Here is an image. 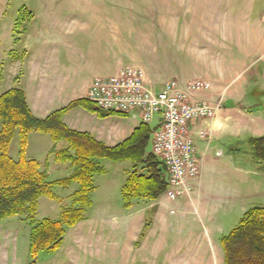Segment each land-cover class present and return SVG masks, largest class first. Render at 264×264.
I'll return each instance as SVG.
<instances>
[{
  "label": "rangeland",
  "instance_id": "1",
  "mask_svg": "<svg viewBox=\"0 0 264 264\" xmlns=\"http://www.w3.org/2000/svg\"><path fill=\"white\" fill-rule=\"evenodd\" d=\"M92 2L109 6L107 18L121 27L123 56H132V51L140 56L138 53L155 46L161 51L166 42L174 48L180 45L190 49L193 42L200 40V49L212 50L224 58L229 67H234V74L244 70L234 82L241 84L249 80L243 105L255 117L264 115V0H0V94L13 88L9 83L14 82L18 66L25 59L36 56L46 64L55 53L54 42L70 35L75 26L86 21L82 14L87 12L75 9ZM20 8L32 18L24 17L20 28L13 33ZM162 28L171 35L164 33L163 42ZM113 30L110 33L106 28L107 38L110 34L114 36ZM259 30L261 35L257 33ZM93 38L80 34L76 40L79 51L88 50ZM126 68L140 71L150 92L162 89L150 88L139 65L129 64L121 71ZM117 74L94 80L105 81ZM150 78L154 79V75ZM164 80L163 83L174 80L183 90L186 84L194 82L182 85L174 78ZM43 81L42 89L48 92L52 83L48 78ZM195 93L187 94L191 99ZM212 107L213 116L203 120L214 117L217 107ZM157 125L158 118L154 117L149 127L152 130ZM257 125V135L264 137L263 117H259ZM248 135L253 136L243 134L231 140L227 148L213 142L203 152L201 161L196 154L198 176L188 183V194L178 200H168L163 194L154 202L134 200L130 207H125L121 189L130 163L102 160L105 174L94 177L96 190L91 196L86 221L67 230L62 246L53 253L40 252L32 259L28 251L31 229L28 221L10 217L0 222V264H222L220 239L238 226L246 212L255 207L264 208V172L251 159L246 145ZM65 147L61 143L57 148ZM51 148L48 136L31 133L25 156L40 163L41 169L47 160L49 179L54 181L66 177L67 170L48 157ZM18 151L16 133L8 155L17 160ZM146 152H152V136ZM200 152L201 149L196 153ZM200 166L201 184L197 187ZM76 189L77 185L66 190L56 187L54 193L59 202L42 198L35 222L58 220L61 210L70 206L69 196ZM142 232L144 237L140 239Z\"/></svg>",
  "mask_w": 264,
  "mask_h": 264
},
{
  "label": "trees",
  "instance_id": "2",
  "mask_svg": "<svg viewBox=\"0 0 264 264\" xmlns=\"http://www.w3.org/2000/svg\"><path fill=\"white\" fill-rule=\"evenodd\" d=\"M18 13L13 33L20 28L24 17L32 18L24 8ZM17 80L16 77L14 82ZM75 108H82L101 119L116 115L98 109L87 99H80L39 119L32 114L21 89L13 87L0 94V222L15 216L28 221L31 227L28 251L32 259L40 252L58 250L67 230L86 220L87 210L92 205L91 196L96 190L94 177L105 174L102 160L130 163L121 189L127 208L134 200L156 201L168 187L165 166L152 152H146L153 132L149 125L140 123L128 139L107 147L87 133L69 129L62 122L63 116ZM16 133L19 151L18 159L13 160L8 150ZM31 133L49 137L52 148L48 157L55 164L66 166V177L50 181L47 160L41 169L40 163L26 158L27 138ZM61 143L66 147L57 148ZM246 145L252 161L264 172V137H249ZM72 185H77V189L69 196L70 206L61 210L58 220L35 222L39 201L47 198L59 202L60 198L54 193L56 187L66 190ZM143 237L144 232L140 239ZM219 244L223 264H264V208L255 207L246 212L238 226L222 237Z\"/></svg>",
  "mask_w": 264,
  "mask_h": 264
},
{
  "label": "crops",
  "instance_id": "3",
  "mask_svg": "<svg viewBox=\"0 0 264 264\" xmlns=\"http://www.w3.org/2000/svg\"><path fill=\"white\" fill-rule=\"evenodd\" d=\"M112 7L115 9V6ZM107 8L109 6L104 3L93 4V2L78 6L76 11L87 12L82 14L86 21L81 23L82 25L75 26L70 35L59 38V42H54L55 53L52 58L44 64L34 56L33 59L32 57L29 60L25 59L22 65L18 66V80L9 85L24 92L27 104L35 117L44 119L50 113L73 101L86 99L89 87L96 77L113 76L127 65L135 64L144 69L147 84L154 91L162 88L164 79L174 78L182 85L191 80L210 83L209 90L197 92L190 99L192 104L206 102L217 107L213 118L196 120L190 126L195 132L203 130L209 135L208 141L196 140V152L202 150L200 154L197 153L199 161L202 160L203 152H206L213 142H217L222 148H227L231 140H237L246 133L253 135H248L249 137H261L257 135V124L259 117L264 118V115L258 113L261 115L255 117L249 112L247 105H243L249 80H243L241 84L234 83L244 70L234 74V67H229L224 58L219 57L212 50H201L200 40L193 42V47L191 46L190 49L180 45L174 48L166 42L162 44L161 51L155 46L152 50L147 49L138 53L140 56H135L134 51L132 56H123L121 27L113 24L115 23L113 19L107 18ZM106 28L108 32L110 29V33L115 29L113 37H110L111 34L106 37ZM164 33L171 36L168 29L162 28V42ZM257 33L262 34L260 30ZM80 34L87 37L94 36L88 50L82 52L79 51L76 42ZM254 39L261 43L258 38L254 37ZM130 40L134 42L135 39ZM262 40L264 42V36ZM151 74L154 75V79L150 78ZM46 78L52 83L48 92L42 89L43 79ZM63 122L69 129L87 133L107 147H114L128 139L141 123L137 114L125 117L115 115L101 119L82 108L68 111ZM200 184L201 166L195 186L199 187Z\"/></svg>",
  "mask_w": 264,
  "mask_h": 264
},
{
  "label": "built area",
  "instance_id": "4",
  "mask_svg": "<svg viewBox=\"0 0 264 264\" xmlns=\"http://www.w3.org/2000/svg\"><path fill=\"white\" fill-rule=\"evenodd\" d=\"M142 77L140 71L126 68L113 78L94 80L86 99L105 112L137 114L143 124L149 125L154 117L158 118L152 132V154L167 170L168 187L164 195L168 200H178L188 194V183L199 173L196 140H209L205 131L195 132L190 126L214 114L210 105L192 104L187 93L207 90L210 84L194 81L183 90L172 80L153 93L147 90Z\"/></svg>",
  "mask_w": 264,
  "mask_h": 264
}]
</instances>
